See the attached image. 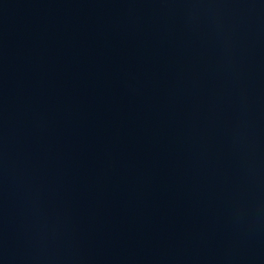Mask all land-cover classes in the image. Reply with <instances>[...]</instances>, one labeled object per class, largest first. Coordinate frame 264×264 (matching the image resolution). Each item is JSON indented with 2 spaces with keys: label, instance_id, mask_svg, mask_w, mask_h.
<instances>
[{
  "label": "water",
  "instance_id": "1",
  "mask_svg": "<svg viewBox=\"0 0 264 264\" xmlns=\"http://www.w3.org/2000/svg\"><path fill=\"white\" fill-rule=\"evenodd\" d=\"M0 264H264V0H0Z\"/></svg>",
  "mask_w": 264,
  "mask_h": 264
}]
</instances>
